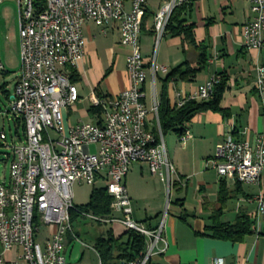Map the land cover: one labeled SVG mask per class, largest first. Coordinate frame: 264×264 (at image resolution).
Returning <instances> with one entry per match:
<instances>
[{
    "label": "built area",
    "instance_id": "built-area-1",
    "mask_svg": "<svg viewBox=\"0 0 264 264\" xmlns=\"http://www.w3.org/2000/svg\"><path fill=\"white\" fill-rule=\"evenodd\" d=\"M4 0H0V5ZM19 4L21 68L13 96L7 95L10 110L0 117L12 122L16 133L8 146L4 124L0 127V147L11 149L8 178L0 179V243L5 252L20 249L11 261L0 264H70L67 237L78 241L70 213L74 205L73 187L78 182H102L112 198L113 215L98 218L82 215L100 224L121 225L144 239V249L137 259L110 264H149L168 249L165 221L150 229L133 219L132 201L124 181L135 163L148 165L168 187L176 175L170 163L158 121V105L152 112L146 105L147 80L141 50L145 0H133L126 11L125 0H45L39 12L28 0ZM190 0H171L154 18V32L159 42L166 32L175 8ZM251 20L242 29L243 47L248 51L264 49V0H250ZM36 10V20H28V11ZM93 23L106 34L119 25L121 45L130 50L127 73L130 87L115 98L90 95L92 107L102 110L101 123H79L68 127L64 110L80 101L77 87L70 82L69 69H75L86 55L84 27ZM0 62V70L4 71ZM254 90L264 94V64L257 63ZM158 69L154 62L151 73ZM162 71H166L162 69ZM219 78L214 75L188 96L179 94L176 107L188 101H208ZM261 105L264 116L263 104ZM153 113L157 134L149 129ZM19 123V124H18ZM24 125V132L19 134ZM23 131V130H22ZM17 142L14 143L13 141ZM192 139L186 130L182 143ZM94 149V150H92ZM207 165L221 179L243 185H259L264 173V132L254 143L226 137L216 148ZM170 190V189H169ZM8 196H15L16 209L6 211ZM253 222L264 226V194L257 196ZM169 209V207L167 208ZM120 214V217L117 216ZM43 228L49 230L44 242L38 241ZM100 264H103L97 253ZM213 264H223L217 259Z\"/></svg>",
    "mask_w": 264,
    "mask_h": 264
},
{
    "label": "crops",
    "instance_id": "crops-1",
    "mask_svg": "<svg viewBox=\"0 0 264 264\" xmlns=\"http://www.w3.org/2000/svg\"><path fill=\"white\" fill-rule=\"evenodd\" d=\"M145 1V16L147 19L145 30L142 31L141 35V50L147 72V80L144 86L146 92L145 105L152 112L155 103L159 107L162 90L160 79L185 61L195 64L197 53L189 46H184L185 50L183 51L181 38H172L165 35L157 42L153 30L155 15L171 0ZM132 2L133 0H125L126 11L131 10ZM250 8V0H197L193 5L192 12L188 15L189 21L196 26L197 41L204 42L208 46V68L200 73L193 82L173 81L169 84L168 94L171 106L176 107L179 94L191 95L214 75L226 73L230 79L229 90L224 96L221 107L228 110L230 116L224 117L222 114L213 112H197L185 127L191 133L192 139L182 143L184 146L176 148L174 152L175 154L184 152L191 156V163H193L191 170H195L196 164L198 166L197 172L194 171L189 176L180 175L167 150L169 160L176 170V175L172 176L169 189L172 187L174 177L176 178L174 185L178 184L185 186V188L188 187L192 176H203L213 172L215 181L212 184L208 181H202L199 184L197 191L202 198L199 211L190 212L183 207L184 211L179 217H169L168 211L165 221L168 249L164 255L158 256L152 261L154 264H213L217 259H221L223 264H264V226L257 227L253 223V234L247 236L240 243L216 240L203 235L206 227L212 223V215L220 208L218 192L221 178L214 169L207 165V162L214 155L216 146L229 135L238 140H249L254 143L256 136L264 132V116L262 115L259 98L254 90L255 68L257 63L261 64V52L248 51L242 43V29L251 20ZM196 11L197 20L193 21L192 17ZM83 31L87 43L86 55L75 68L79 80L74 84L78 89L80 101L64 110L68 127L79 123L96 122L88 113L92 106H86L92 93L97 96L100 94L102 97L115 98L130 87L127 73V57L130 50L121 45L119 25L115 24L105 34L101 28L93 23H87ZM155 43L160 45L159 54L154 57L153 48ZM106 44L108 45L106 46ZM255 54L253 66L251 65L248 76H245V69L241 66L243 58H246L247 55L253 57ZM153 62L159 70L155 79L151 73ZM234 68L237 70L232 71ZM162 69L166 71H162ZM150 95L151 102L148 106ZM74 115L75 119L72 121ZM149 129L153 132L154 130L157 131V120L153 113L149 118ZM208 140L210 141L209 148L203 152L202 147ZM134 166H137V169H133ZM144 166L151 176L157 177L152 175L148 165L135 163L130 168L124 184L132 201L133 219L145 224L150 229H154L160 225L163 219L160 221L157 218L156 221H153L151 218L155 215V212L147 208L142 210L138 207L140 201L145 200L147 197L138 198L135 193H132L133 189H128V184L131 182V177L135 175V171L140 172L141 179L145 178ZM227 183L229 187L232 184L230 188H233V181L227 180ZM244 186L257 187L258 193L248 192L244 189ZM143 192L145 196H148V190L145 189ZM260 194H264V173L259 185H243V194H231V198L228 200L221 216V221L233 224L240 211H247L253 215L257 206L254 210H250L249 207L237 203L235 208H231L230 202L239 201L240 203L255 205L257 203L254 199ZM183 206H185V203H183ZM190 219L194 220V227L189 221ZM113 227L119 228L118 233ZM111 228L117 238L127 232L121 225H113ZM48 234L49 230L43 228L38 236V241L44 242ZM66 244H71L70 249L67 251L69 255L67 256L69 257L68 262L70 264H81L77 260L78 257H72L73 246L75 244L81 245V243L72 241L69 236ZM20 252L21 250L18 248L11 252H5L0 243V256L5 261L15 259Z\"/></svg>",
    "mask_w": 264,
    "mask_h": 264
},
{
    "label": "rangeland",
    "instance_id": "rangeland-1",
    "mask_svg": "<svg viewBox=\"0 0 264 264\" xmlns=\"http://www.w3.org/2000/svg\"><path fill=\"white\" fill-rule=\"evenodd\" d=\"M197 11L193 15V21H196ZM0 62L4 66V71L0 70V113H5L10 110V101L7 97L8 94L13 96L15 86L18 80L21 67V49H20V37H19V4L17 0H4L0 5ZM108 44H106L107 46ZM160 45V44H159ZM159 45L154 44L153 55L154 57L159 54ZM102 53V52H101ZM256 54L247 55L243 58L242 67L245 69V76H248L251 65L253 66ZM260 63L264 64V49L260 53ZM233 68V67H232ZM237 70L233 69L232 71ZM238 72V71H235ZM234 73V72H233ZM159 91V88H158ZM151 102V95L148 97V106ZM91 105L90 100L86 106ZM74 118L72 121H74ZM4 124V130L8 135V146H12L11 137L16 133L15 126L10 120L3 119L0 117V127ZM20 135L23 134L22 129L18 131ZM14 140V139H13ZM164 141L167 146L169 156L178 169L179 174L182 176H189L192 172L198 171V166L195 164V170L191 168V156L184 152H177L175 150L178 147H183L180 138L174 132H169L164 135ZM14 143L17 141L14 140ZM210 141H206L202 147V151L205 152L209 148ZM94 150V149H92ZM11 154V149L6 147H0V179L8 178L11 160L7 156ZM133 169H137L134 166ZM145 169V178L141 179L140 172L135 171L134 176L131 177V182L128 184V189H133L132 193H135L136 197H147L142 199L139 206L142 210L144 208L152 210L155 215L151 218L156 221L157 218L160 221L164 218L167 210L169 211V217H179L183 213L185 207L190 212L199 211L201 205V194L197 191L199 184L202 181H208L212 184L215 181V174L210 172L203 176L197 175L191 177L190 183L187 188L185 186L174 185L176 178H173V184L169 190L168 186L161 181L159 176L153 177ZM102 182L98 183H87L81 182L76 183L73 187V203L76 207L86 206L90 201V196L94 189L103 188ZM232 187V184H230ZM148 190V196L143 191ZM216 189V188H214ZM244 189L248 192L258 193V188L253 186H244ZM258 195V194H257ZM185 203V206H183ZM239 204H243L245 207H249L250 210H254L257 204L249 205L248 203H240L239 201H231L230 207H234ZM135 206V205H134ZM169 207V209H167ZM143 213V211H142ZM117 216L120 217V214ZM157 216V217H156ZM226 220V219H224ZM194 227V220H189ZM111 224H100L89 218H79L72 223L74 232L77 234L78 243L73 246L72 257L77 258L81 264H100L97 253L95 252V244L99 237L106 234L107 230L111 228ZM117 233L119 228L113 227ZM125 240V239H124ZM71 245V244H70ZM70 245L66 244L67 251L70 249ZM67 256H69L67 254ZM69 257H67L68 259ZM82 259V260H81ZM69 261V260H68ZM154 261V259L152 260Z\"/></svg>",
    "mask_w": 264,
    "mask_h": 264
},
{
    "label": "trees",
    "instance_id": "trees-1",
    "mask_svg": "<svg viewBox=\"0 0 264 264\" xmlns=\"http://www.w3.org/2000/svg\"><path fill=\"white\" fill-rule=\"evenodd\" d=\"M36 5V10H44L45 0H32ZM197 0H190L173 11L166 28L165 35L172 38H181L184 46H189L197 53V61L192 64L188 61L173 69L164 78H161L162 90L158 107L159 123L162 135L169 132L181 136L186 131V126L190 123L193 115L197 112H213L222 114L224 117L230 116V112L221 107L226 92L229 90V76L226 73L218 74L219 83L215 86L213 95L208 101H188L182 107H172L169 99V84L173 81L190 83L197 76L208 68V46L204 42H198L196 38V26L188 19V15L193 10V5ZM35 10V13H36ZM147 17L144 16L142 31L145 30ZM69 79L72 84H76L79 77L75 69H69ZM100 98L102 97L98 94ZM89 116L96 120L95 123H101L102 110L91 107L88 111ZM19 124V123H18ZM24 132V125L22 126ZM154 132L158 133L156 130ZM236 139V138H234ZM238 140V139H236ZM232 189V190H231ZM234 189V190H233ZM232 193L243 194V185L233 181V188L228 186L226 179H221L218 202L220 208L214 212L211 217V225L206 227L203 235L216 240L230 241L233 243L242 242L247 236L253 234V215L247 211H240L233 224L223 223L221 216L226 208L228 200ZM112 198L105 188L94 189L90 196V201L86 206L77 207L79 214L75 211L70 213L71 223L79 218H86L84 215H91L98 218H109L113 215L111 209ZM125 239V240H124ZM144 249V239L138 234L127 231L121 237L114 235L113 229L109 228L106 234L99 237L95 244V250L101 258L103 264L118 263L120 261H130L138 258ZM149 264H154L150 262Z\"/></svg>",
    "mask_w": 264,
    "mask_h": 264
},
{
    "label": "bare ground",
    "instance_id": "bare-ground-1",
    "mask_svg": "<svg viewBox=\"0 0 264 264\" xmlns=\"http://www.w3.org/2000/svg\"><path fill=\"white\" fill-rule=\"evenodd\" d=\"M29 4H34L32 0H28ZM28 20H36V13L35 10H29L28 11ZM260 104H263L264 109V94H257ZM171 163V162H170ZM171 175V180H172ZM16 209V202H15V196H8V201H6V211H13Z\"/></svg>",
    "mask_w": 264,
    "mask_h": 264
}]
</instances>
